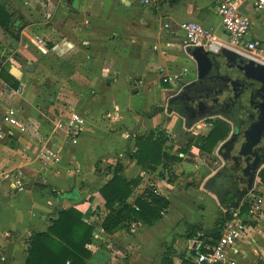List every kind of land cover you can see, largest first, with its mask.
<instances>
[{
	"label": "crops",
	"instance_id": "0c3cea01",
	"mask_svg": "<svg viewBox=\"0 0 264 264\" xmlns=\"http://www.w3.org/2000/svg\"><path fill=\"white\" fill-rule=\"evenodd\" d=\"M72 1L10 0L8 6L22 13L17 20L24 24L20 41L0 29V71L7 66L21 84L17 91L0 75V256H5V264H26L25 238L48 227L55 203L65 209L76 207L86 221H98V230L106 214L98 190L111 175L100 176L96 164L105 157L103 165H113L119 155L128 178L143 175L132 200L155 185L170 205L154 225L139 224L129 232H99L88 246L92 251L88 264H165L170 251L174 264H184L183 258L194 262L201 240L187 238V225L200 223L211 229L223 215L217 209L240 210L250 195L229 205L220 203L209 183L222 163L211 160L226 140L212 154L196 146L186 154L178 152L191 137L185 129L190 123L182 114L170 112L167 104L180 88L197 78L191 49L183 46L181 23L196 20L224 33L218 13L222 0H150L149 4L142 0H78L76 8ZM241 10L251 19V37L262 44L264 15L249 0H241ZM178 71L184 73L179 80L162 79V75ZM57 98L74 103L83 117L84 130L77 144L67 145L53 132L57 107L67 109L65 103L54 101ZM156 106L164 110H156ZM11 107L18 110L23 128L4 120ZM221 118L230 123L231 136L232 121ZM204 119L198 124L207 125L208 132L210 124ZM172 123L177 128L173 131ZM159 124L175 139L173 150L183 157L182 162H175L176 174L185 170L186 175L176 178L174 184L158 177L161 166L149 179L147 171L123 156L129 142L131 149L135 147L131 136ZM45 145L53 146L61 156L49 169L37 157ZM18 170L24 172L25 185L33 182L30 189L13 188ZM191 176L200 179L196 186L189 185ZM258 180L260 176L256 183ZM49 186L64 194L55 197ZM205 186L206 192L202 190ZM74 189L79 196L72 194ZM261 196L264 198L263 193ZM181 201L194 208L195 217L186 215ZM242 218L250 226L248 232L220 264H230V260L260 264L264 260V205L257 220L245 213Z\"/></svg>",
	"mask_w": 264,
	"mask_h": 264
},
{
	"label": "trees",
	"instance_id": "16d2710c",
	"mask_svg": "<svg viewBox=\"0 0 264 264\" xmlns=\"http://www.w3.org/2000/svg\"><path fill=\"white\" fill-rule=\"evenodd\" d=\"M10 0H0V29L9 35L15 42L20 41L23 30V22L16 26V21L22 18L20 10L8 6ZM173 2V1H171ZM0 75L2 79L14 89L21 87L20 81L2 66ZM164 110L157 107L156 110ZM148 116L151 114L147 113ZM211 122L210 130L204 135H196L189 138L185 147L178 150L186 154L192 146H196L201 152L212 154L220 141L230 137L232 127L229 122L221 117H216ZM134 138L135 147L131 149V142L123 151V156L134 160L141 166L143 171H156L161 166L168 169L170 163L182 162L183 158L173 153L172 145H167L171 135L161 124L145 133H135L129 139ZM114 165L104 167L105 157L96 164V172L100 176L111 175L99 188V193L104 200L106 214L102 218L100 226L107 233L118 230L131 231L132 223L154 225L166 213L170 200L160 194L153 185L135 199L131 197L135 189L142 181L143 175L128 178L125 175V166L122 157L117 156ZM261 182L264 184V168L259 172ZM165 179L166 176L162 175ZM173 182V176L166 178ZM50 187V186H49ZM55 197H61L64 193L50 187ZM241 213L248 211V205L242 204ZM234 210H227L218 218L211 229H205L200 223L187 225V238L197 236L202 245L196 249L206 251V245L214 246L221 237L222 227L226 220L233 218ZM84 213L76 207L60 208L53 207L49 217L48 227L44 230H34L27 236L28 244L26 264H88L92 251L88 247L95 240L93 235L97 222H89L84 218ZM200 233V235H199ZM173 251L164 257L165 264H174L171 258ZM184 264H195L191 259L183 258ZM264 264V260L260 262Z\"/></svg>",
	"mask_w": 264,
	"mask_h": 264
},
{
	"label": "flooded vegetation",
	"instance_id": "af4514ba",
	"mask_svg": "<svg viewBox=\"0 0 264 264\" xmlns=\"http://www.w3.org/2000/svg\"><path fill=\"white\" fill-rule=\"evenodd\" d=\"M219 53L211 74L182 89L171 104L188 122L220 116L232 121V135L219 151L223 163L209 183L220 203L229 205L243 199L255 166L262 165L251 191L264 168V75L242 57Z\"/></svg>",
	"mask_w": 264,
	"mask_h": 264
},
{
	"label": "built area",
	"instance_id": "2783aa9c",
	"mask_svg": "<svg viewBox=\"0 0 264 264\" xmlns=\"http://www.w3.org/2000/svg\"><path fill=\"white\" fill-rule=\"evenodd\" d=\"M253 8L264 15V0H249ZM144 4H149L150 0H142ZM218 13L221 17V23L224 33H218L212 27L189 20L181 23L180 28L184 33L183 46L185 48H194L202 46L206 51L219 53L223 49H229L235 52L239 57L248 61L264 65V46L259 39L251 37V19L245 16L241 10V0H222L218 6ZM184 73L175 72L162 75L164 82H174L179 80ZM18 91V90H17ZM54 119L53 132L56 133L65 144H77L79 137L84 130V120L79 111L71 106ZM4 120L13 126L19 128L24 127V121L18 115V110L14 107L8 109L4 115ZM129 137V135H128ZM38 160L44 169L51 168L54 164L60 162L61 156L53 146L45 145L38 153ZM27 182L24 172L17 171V175L12 183L13 188H24ZM264 188V184L258 180L250 195L245 199L243 204L248 205V211L245 213L253 220H257L263 212L264 198L255 191ZM158 193V190H154ZM261 192V191H260ZM92 221L91 219L88 220ZM139 224L132 223L131 230H134ZM248 223L242 218L240 210L234 212L233 218L224 222L222 234L218 242L214 246H209L207 250L197 252L195 264H220L228 260L229 250L241 239H243L249 229ZM99 232H105L102 227L95 229L93 235L99 237ZM200 235V233H199ZM202 245H198V248ZM5 256H0V264H5ZM230 264H235L233 260Z\"/></svg>",
	"mask_w": 264,
	"mask_h": 264
},
{
	"label": "rangeland",
	"instance_id": "374dc122",
	"mask_svg": "<svg viewBox=\"0 0 264 264\" xmlns=\"http://www.w3.org/2000/svg\"><path fill=\"white\" fill-rule=\"evenodd\" d=\"M0 34H1V30H0ZM262 40V45L264 46V37L261 39ZM0 46H2L1 45V42H0ZM16 56V55H15ZM6 57V56H5ZM14 60V59H13ZM163 79V78H162ZM181 89L182 88H180L172 97H171V99H169V101H168V107H169V111L171 112L172 110L173 111H175V112H177V113H179V114H182L180 111H179V109H178V107H176V106H174L173 104H171V100L173 99V97L175 96V95H178V93L181 91ZM16 90H18V89H16ZM54 101H56V102H59V103H65L66 104V107H67V109L69 108V107H71V106H74L76 109H77V107H76V105L74 104V103H67V102H65L64 100H62L61 98H57V99H54ZM56 103H54V105H55ZM59 110V112H58V114H55L54 116H55V118H57V117H59L62 113H64L62 110H60L61 108L60 107H57ZM159 109V108H158ZM184 116V115H183ZM185 117V116H184ZM216 117H207V119H204V122H206V123H208V124H210V127H211V122L210 121H212L213 119H215ZM175 121V119L173 120V122ZM198 122H200V121H197L196 123H193V125L192 126H186L185 127V129L187 128L188 130V132H189V134L191 135V137L192 136H196V135H199V136H201V135H204V134H206L207 133V131H206V128L208 127L207 125H205V126H202V125H199L198 124ZM170 128L172 129L171 131H173V129H177L175 126H174V123H172L171 124V126H170ZM197 132L198 134H195L194 132ZM175 137V136H174ZM228 139V138H227ZM174 138H171V139H169V142H168V144L167 145H172V147L174 148ZM173 148H172V150H173ZM220 148H221V146H219V148L216 150L217 151V153H216V155L214 156V159L213 160H211L212 162L213 161H219V162H221V163H223V159H222V157H220V154H219V151H220ZM173 153H176V150H173ZM183 158V157H182ZM176 164H178V163H170L169 164V166H168V169H165V168H161L160 169V174L158 175V177H161L162 175H164V176H166V178L167 177H172L173 176V182L174 181H176L177 179L176 178H178L179 176H184V175H186V172H185V170H180L179 171V174H176ZM109 165H112V164H109L108 162L107 163H105V166L103 167V168H105L106 166H109ZM114 165V164H113ZM146 173H148V175H150V178L149 179H153L155 176V174H154V172L153 171H147ZM159 173V172H158ZM149 177V176H148ZM103 179V178H102ZM106 179V178H105ZM200 179H198L197 177H194V176H191L190 177V179H189V185L190 186H196L197 185V182L199 181ZM173 182H171V183H173ZM152 183V182H151ZM174 184V183H173ZM154 187H156L155 185H153V188ZM202 190L204 191V192H206L207 191V188H206V186L204 187V188H202ZM262 192H260V191H255V192H253L252 194H254V195H257V194H260L261 195V193H263L264 194V188L261 190ZM179 203V202H178ZM176 205V204H175ZM179 205H181V206H183L184 207V210H185V212H186V215H188V216H196V211L194 210V208L193 207H190V205H186V203H183V201H181L180 203H179ZM202 205H204V204H201L200 206H202ZM264 205V204H263ZM225 209H217V212H219V213H225ZM99 221H100V217H99ZM91 222H93V220L91 221ZM98 222V221H97ZM101 222V221H100ZM97 225H98V223H97ZM97 227V226H96Z\"/></svg>",
	"mask_w": 264,
	"mask_h": 264
},
{
	"label": "water",
	"instance_id": "95a60500",
	"mask_svg": "<svg viewBox=\"0 0 264 264\" xmlns=\"http://www.w3.org/2000/svg\"><path fill=\"white\" fill-rule=\"evenodd\" d=\"M77 4H78V0H73L72 1V5L74 8L77 7ZM20 21H17L16 22V25L19 24ZM224 53H227L229 55H233L235 57H238V55L229 50V49H223L222 50ZM191 55L194 57L196 63H197V78L195 81L193 82H190L186 85H184L182 87V89H185V88H188V87H191V86H194L197 84V82H200L202 81L203 79H205L207 76H209L212 72V70L214 69V65L218 62L217 61V57L220 55V53H214L212 51H206L204 49V47L202 46H196L194 48L191 49ZM249 64H252V65H256L257 68H261L262 70V74L264 75V65H260V64H257V63H254L253 61H249ZM181 89V90H182ZM181 92V91H180ZM179 92V93H180ZM178 93V94H179ZM177 96V95H175ZM183 115V114H182ZM201 119H203V117H199L198 119H196L195 121L193 122H189L190 123V126L193 125V123H196L197 121H200ZM231 137V136H230ZM229 137V138H230ZM228 138V140H229ZM225 144L222 143V145ZM221 145V146H222ZM241 153L243 154V149L241 151ZM262 166V165H261ZM261 166H255V173L251 176L250 178V185L248 187V189L246 191H244V195H243V198L251 191V189L253 188V185H254V181H255V177L258 173V170L260 169ZM33 185V182L29 183L28 185H25V188H31ZM39 185L43 186V187H46L47 184L46 183H39ZM77 190L74 189V191L72 192V194H76ZM77 196H79V194H76ZM55 207H59L58 206V203H55Z\"/></svg>",
	"mask_w": 264,
	"mask_h": 264
}]
</instances>
